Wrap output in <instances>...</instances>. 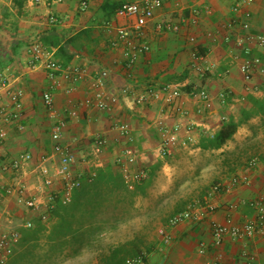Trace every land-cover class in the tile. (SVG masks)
I'll return each instance as SVG.
<instances>
[{
    "label": "crops",
    "instance_id": "obj_1",
    "mask_svg": "<svg viewBox=\"0 0 264 264\" xmlns=\"http://www.w3.org/2000/svg\"><path fill=\"white\" fill-rule=\"evenodd\" d=\"M80 1L62 0L47 7L45 4L34 5L30 0H0V71L7 73L25 91L23 117L20 120L23 129H19L17 124L7 128L6 139L0 145V167L23 152L31 153L34 162L41 157H52L53 124L58 119L68 118L61 143L69 145L74 153L71 173H82L81 184L83 178L95 177L98 170H109L120 175L123 180L118 158L122 156L128 140L117 128V124L127 123L132 130L134 145L139 150L135 166L152 172L153 166L162 159L160 126L172 128L179 125L178 144L173 148L174 152L188 148L189 145L193 146V151L201 150L199 141L202 135H212L224 121H238L241 119V110L250 107L245 98L242 99L245 95V80L240 71V59L232 58L240 52V48L234 43V38L229 43L223 41L227 34L226 25L231 19L241 16L232 11L238 0H163L162 6L155 10L146 27L145 39L150 50L139 59L132 79L127 76L120 49L109 46L115 31L109 29L107 24H124L126 19L117 15V10L123 3L136 0H89L85 11L80 10ZM194 8L201 11L198 23H183L181 19L190 17ZM249 8L253 14L251 32L264 36V0H254ZM49 13L58 17L60 22L49 24ZM159 23H177L181 26L177 32H161L157 29ZM237 31L244 35L240 27ZM47 32L59 36V44L68 42L66 51L73 56L66 64L59 52V45L42 41V35ZM191 37L194 38L193 42L190 41ZM36 40L50 50L53 58L62 65H80L89 74L107 70L110 85L131 86V94L120 96L119 103L112 110H101L92 105L88 79L74 84L62 81V87L53 96L55 115L51 117L42 100V93L48 83L46 71L42 65L33 64L29 53L30 45ZM194 50L205 56L204 65L208 70L202 75L194 67ZM258 51L264 55V49ZM261 82L260 77L253 80L256 84ZM166 84L180 88L181 96L175 103L183 114H176L173 104L168 106L162 98L151 105L136 104L135 97L145 88ZM68 87L70 91H66ZM194 87H204L209 92L212 104L209 110L199 112L200 101L190 94ZM223 91L230 94L229 98H233L227 104L219 101V94ZM253 95L264 97L263 88ZM71 106L77 111L76 118L67 114ZM257 121L259 118L255 117L241 124L233 138L221 149L209 152H222L224 148L228 149L227 145L230 147L231 143L236 144V141L247 137L251 125H256ZM95 137H102L107 143L106 148L97 155L92 148ZM53 159L56 160V157ZM256 165L253 170L250 167L233 173L238 178L245 177L247 183L231 185L228 192L214 196V210L206 211L200 207L196 219L182 222L170 230L169 242L165 243L158 237L159 245L149 244L150 249L142 251L146 263L245 264L249 254L255 257L254 264H264L263 235L238 239L226 236L219 248L212 246L213 224H225L230 219L232 224L240 225L254 218L253 211L242 202L264 195V162ZM23 173L30 184V191L38 198L36 209L17 204L14 197L5 195L0 187V223L7 227H18L21 237L28 229L20 222L30 220L35 226L41 222L47 224L40 218L47 211L51 191L36 178L34 163L27 164ZM230 177L220 176L218 183H229ZM12 181L13 177L6 172L0 178V186ZM61 183L57 181L55 187L58 188ZM209 191L200 204L205 202ZM234 203L238 207L229 211L227 206ZM55 220L50 217L48 222L52 224ZM200 242L208 245L203 254L198 252ZM20 248L19 243L13 256L19 253ZM96 253L99 255L98 251Z\"/></svg>",
    "mask_w": 264,
    "mask_h": 264
},
{
    "label": "built area",
    "instance_id": "obj_2",
    "mask_svg": "<svg viewBox=\"0 0 264 264\" xmlns=\"http://www.w3.org/2000/svg\"><path fill=\"white\" fill-rule=\"evenodd\" d=\"M34 5L45 4L47 7L54 3H60L62 0H30ZM254 0H238L232 11L241 14L240 17L231 19L226 25L227 34L224 35L225 43L231 42L232 38L235 44L240 48V52L232 56L233 59H240V71L245 80V95L254 94L264 88V62L254 53V49H264V36L261 34H253L250 30L252 25L253 14L249 6ZM163 0H136L133 2L123 3L117 10V15L126 19V22L121 25L109 26V29L115 31V37L110 40L111 48L120 49L124 67L127 71V76L133 78V70L136 67L139 59L146 55L150 46L145 39V31L148 22L153 18L156 9L160 8ZM89 0H81L79 8L81 11L87 10ZM200 10L194 8L190 17L182 18L183 23L197 24L199 21ZM48 23L51 25L58 24L59 18L54 14L49 13L47 16ZM180 24L165 23L157 24V29L161 32L180 30ZM238 27L244 31L241 35L237 31ZM212 36V34L209 33ZM190 41H194L191 37ZM29 53L32 57L34 65H42L46 71L47 87L42 93V100L50 113V116L55 115L54 108V93L62 87V81L74 84L83 79H88V90L91 92L92 105L101 110H112L114 105L119 103L120 96H128L133 88L131 86H111L109 83L110 74L107 70H99L90 73L86 68L80 65H62L53 58L52 52L48 50L40 41H33L29 47ZM195 69L202 75L208 68L204 65L205 56L198 54L195 50L192 52ZM260 77V84L253 83L254 78ZM260 85V86H259ZM71 88H66L70 91ZM191 95L198 98L200 101L199 112L211 108V97L206 88L196 87L190 92ZM228 92L219 94L221 104H227L229 100ZM181 96V91L178 86L166 84L161 87L148 86L139 95L135 97L138 105H151L154 101L163 99L168 106L173 104L174 112L178 115L183 114L176 99ZM25 91L23 87L11 79L7 73L0 71V145L4 143L7 136V128L12 124H17L19 129H23L20 120L23 117ZM244 99V98H242ZM67 114L71 118L77 117L75 107L69 108ZM67 119H58L54 122L51 139L53 141L52 157H41L35 162L33 156L29 152L20 153L12 160L3 163L0 167V178L4 173L9 172L13 177L12 183L4 186V194L13 196L17 204L23 205L28 209H36L39 201L35 194L30 191V184L24 178L25 166L29 163H34V173L37 179L40 180L43 186L51 189L49 192V204L47 211L42 213L41 219L46 222L50 219V209L53 207L52 201L59 197L63 204H68L72 200L74 190L81 185L80 174L71 173V165L75 161V156L69 145L61 143V137L64 128L67 125ZM120 132L126 136L128 145L122 151V156L118 158V163L121 165V174L126 186L133 188L135 185L141 184L149 178V171L144 167L135 166V161L139 155L138 148L134 145V137L132 130L127 123L117 124ZM179 125L172 128L160 126L162 143L160 147L161 156L172 154L173 148L178 144ZM190 139V138H188ZM186 142H184L185 144ZM106 140L102 137L93 139L92 148L97 155L106 148ZM56 157V160L53 157ZM257 162L253 158L249 165L253 166ZM92 173V172H90ZM61 181V185L57 188L55 184ZM247 183V179L231 177L229 183L214 184L209 193L205 196L203 204L194 203L188 205L185 209L174 213L170 216L166 224L157 230L161 241L167 243L171 239L170 230L182 222L194 220L197 217L198 209L204 208L206 211H212L216 208L212 202V198L223 191H229L231 185L237 183ZM254 213V218L240 225L232 224L228 219L225 224L215 223L212 225V246L219 248L226 236L233 239L251 238L255 234L264 236V195L256 197L246 202H242ZM238 207V204H229V211H233ZM8 222H11L8 219ZM23 227L30 229L34 227L32 221L28 220ZM21 233L18 227H7L0 223V264H7L15 252L16 246L20 243ZM208 249L205 242H200L198 252L203 254ZM245 264H254L255 257L247 255ZM125 264H147L144 255L128 258Z\"/></svg>",
    "mask_w": 264,
    "mask_h": 264
},
{
    "label": "rangeland",
    "instance_id": "obj_3",
    "mask_svg": "<svg viewBox=\"0 0 264 264\" xmlns=\"http://www.w3.org/2000/svg\"><path fill=\"white\" fill-rule=\"evenodd\" d=\"M258 52L254 51L255 54ZM243 138L236 144L231 143L230 147L227 145L228 149L224 148L223 153L193 151V146L189 145L188 148H180L163 156L158 168L152 172L148 170L149 178L142 183L144 192L135 195L131 202L127 201L126 207L119 205L115 209L111 203H106L107 207L98 215L99 224L94 230L95 235L91 237V243L85 245L79 254L42 261L41 257L47 254V246L41 237L36 245L28 246L33 255L27 254V247L20 248L8 264H100V256L108 249L134 237L142 239L145 246L143 250L148 249L149 244L159 245L157 230L174 213L190 204L200 203L207 191L220 181L218 177H233V173L240 169L253 167V170L258 165H249L253 158L257 159L256 163L264 162L261 158L264 156V125H260V119L256 125H251L249 135ZM228 160L230 166L226 163ZM101 220L107 222L101 223ZM48 221L45 223L50 227Z\"/></svg>",
    "mask_w": 264,
    "mask_h": 264
},
{
    "label": "trees",
    "instance_id": "obj_4",
    "mask_svg": "<svg viewBox=\"0 0 264 264\" xmlns=\"http://www.w3.org/2000/svg\"><path fill=\"white\" fill-rule=\"evenodd\" d=\"M41 39L45 43L59 45V52L62 55L64 64L72 58L73 55L68 54L66 51L68 42L65 41V43L59 44V36L54 32L44 33ZM256 54L264 62V55ZM243 98L250 104V107L241 110V119L238 121H224L212 135H202L199 141L201 150L221 149L227 141L233 138L239 126L252 118L258 117L260 125H264V97L259 98L253 94H246ZM261 158L264 159V156ZM226 163L229 166L231 165L229 160ZM160 164L161 162L153 166L154 170ZM95 175L90 179L89 177L83 178L81 186L74 190L70 203L63 204L59 197L54 198L52 201L53 207L50 209V217H54L55 222L50 227L41 222L37 226L34 225L33 228L24 231L20 241L21 248L27 247L28 250L30 244L36 245L43 237L47 246V254L41 257L42 261L48 262L49 259L55 257L69 258L75 256L82 251L85 245L91 243V237L95 235L94 230L99 224L98 215L107 202L111 203L115 209L119 205L126 207L127 201L131 202L135 195L144 192L143 182L133 189H129L120 175L109 170H98ZM124 211H126V208ZM108 219L110 220L111 217ZM104 221L101 220V223ZM144 247L142 239L134 237L108 249L106 253L100 256L99 262L100 264H125L128 258L142 255ZM28 253H30L29 250ZM30 255L33 254L30 253Z\"/></svg>",
    "mask_w": 264,
    "mask_h": 264
}]
</instances>
